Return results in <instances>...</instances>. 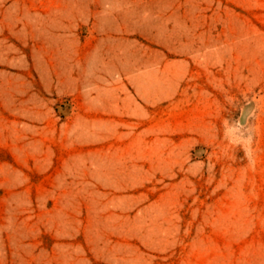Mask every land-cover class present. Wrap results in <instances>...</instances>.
<instances>
[{
  "label": "rangeland",
  "instance_id": "374dc122",
  "mask_svg": "<svg viewBox=\"0 0 264 264\" xmlns=\"http://www.w3.org/2000/svg\"><path fill=\"white\" fill-rule=\"evenodd\" d=\"M0 264H264V0H0Z\"/></svg>",
  "mask_w": 264,
  "mask_h": 264
}]
</instances>
